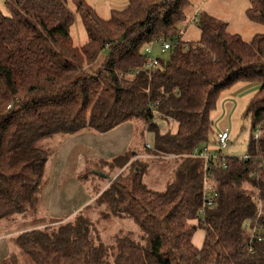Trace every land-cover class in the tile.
<instances>
[{"label":"trees","instance_id":"16d2710c","mask_svg":"<svg viewBox=\"0 0 264 264\" xmlns=\"http://www.w3.org/2000/svg\"><path fill=\"white\" fill-rule=\"evenodd\" d=\"M2 1L0 228L42 195L56 148L39 143L57 134H106L139 121L146 158H175L162 191L147 186L148 161L128 149L92 161L99 181L94 179L93 203L64 222L7 231L11 249L0 264H264V172L255 160L264 156V34L246 42L229 33L225 21L202 13L194 21L199 38L165 54L155 47L157 65L150 70L143 49L193 20L185 13L190 0H127L107 20L86 0H69L86 32L82 47L70 37L68 0ZM247 1V19L264 25V0ZM104 51L107 56L91 69ZM238 83L258 85L242 116L251 117L250 133L259 137L250 134L247 161L218 160L216 206L200 217L203 160L193 155L210 143L212 113ZM150 106L172 118L175 131L151 125ZM92 207L100 209L94 219L88 216ZM110 217L132 222L141 235L133 239L119 231L103 241L97 223ZM256 217L262 239L250 242L244 224ZM198 230L204 233L199 248L193 244Z\"/></svg>","mask_w":264,"mask_h":264},{"label":"rangeland","instance_id":"374dc122","mask_svg":"<svg viewBox=\"0 0 264 264\" xmlns=\"http://www.w3.org/2000/svg\"><path fill=\"white\" fill-rule=\"evenodd\" d=\"M86 3L105 20L109 19L112 10H122L128 4L127 0H86ZM66 4L73 15L70 37L76 47H82L87 42L86 32L72 2L68 0ZM248 6L247 0H190V6L185 13L187 21L194 16L198 18L202 13L225 21L229 33L238 34L244 41L249 42L254 35L264 34V25L247 19L245 10ZM0 9L7 14L2 0H0ZM189 22L187 25H180L178 30H185V40L195 41L199 38V30L193 20ZM155 49L157 50V47ZM106 56L107 51H104L91 69L98 66ZM257 89V84L238 83L222 94L221 99H227L233 103L231 115L226 120V124L231 128V140L221 150L216 143L215 134L222 121L224 122L227 118L226 109L222 113V104L225 106L222 102L220 108L218 107L212 113L213 132L210 143L207 145L210 153L218 152L222 156L236 158L248 155L247 145L250 134L253 135L254 130L250 133L251 117H243L242 113ZM175 128L176 126L171 129L175 131ZM141 129L142 125L139 121H131L106 134L86 130L72 136L57 134L48 140L41 141L39 143L41 146L56 148V152L47 163V184L42 195L36 199L34 208L23 215H15L4 221L0 228V235H6L7 231H13L15 234L37 226L54 225L72 218L81 208L93 203L95 178L92 177V172L95 169L91 164L92 161L100 158L110 159L127 149L148 161V169L144 176L147 186L155 191L164 190L165 184L173 177L174 163L172 159H158L152 155L146 158L147 155L142 148ZM147 140L151 144L150 137ZM79 177H86V181L80 180ZM95 181L99 182L96 179ZM89 211L91 212L88 216L94 219L98 217L100 209L92 207ZM97 229L103 241H108L114 233L119 231L129 233L133 239L141 235L138 228L126 219L119 220L111 217L105 220L100 219Z\"/></svg>","mask_w":264,"mask_h":264},{"label":"built area","instance_id":"2783aa9c","mask_svg":"<svg viewBox=\"0 0 264 264\" xmlns=\"http://www.w3.org/2000/svg\"><path fill=\"white\" fill-rule=\"evenodd\" d=\"M196 20V16L193 17V21ZM185 30L179 29L177 34L169 39H160L154 43L146 46L143 49L144 59L146 68L153 70L157 65V59L154 57V48L157 47L162 54L167 53L169 50L175 48L178 45H184L186 48V43L188 40L184 39ZM151 112V121L150 124L155 126L157 130L164 131L165 129H171L175 126V122L172 118L162 117L161 114L156 111L153 106H150ZM146 138L148 137V132H146ZM216 143L219 145V149L225 148L231 140V129L229 127L221 128L216 133ZM259 137V132L255 131L253 134V139L257 140ZM151 144L146 140L145 147L151 149ZM203 160V188H202V206L198 210V214L201 216L204 215L205 211L212 209L216 206V197H217V182L213 179V172L218 166V160L221 159L222 155L218 152L210 153L208 151L207 145L197 149L193 155ZM158 158L164 159H173L175 155L173 154H159L155 156ZM250 158V155H245L239 159L242 161H247ZM258 163L259 170L264 172V156H258L255 158ZM260 212H258V215ZM245 229L250 235V242L253 240L261 241L262 227L259 225L258 217L255 219H248L245 221Z\"/></svg>","mask_w":264,"mask_h":264},{"label":"crops","instance_id":"0c3cea01","mask_svg":"<svg viewBox=\"0 0 264 264\" xmlns=\"http://www.w3.org/2000/svg\"><path fill=\"white\" fill-rule=\"evenodd\" d=\"M223 103L225 106H223L222 104V113H224V109H226V116L227 118L224 120V122L222 121V123L220 124V128L217 130V132L221 129V128H224V127H229L227 124H226V120L229 119V115H231V112H232V109H233V103L230 102V100H223ZM235 106V105H234ZM224 116V118L226 117ZM230 128V127H229ZM231 129V128H230ZM45 193V192H44ZM203 231L201 230H198L196 232V234L194 235V238H193V244L199 248L202 244V239H203ZM2 237H0V260L2 258H4L10 251V247L8 246V242H7V235H0ZM4 236V237H3Z\"/></svg>","mask_w":264,"mask_h":264}]
</instances>
